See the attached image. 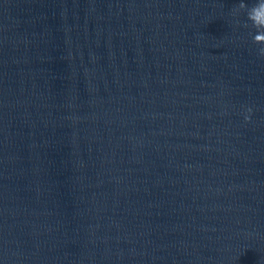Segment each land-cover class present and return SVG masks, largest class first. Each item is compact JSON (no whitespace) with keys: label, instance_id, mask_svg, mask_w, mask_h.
Returning <instances> with one entry per match:
<instances>
[{"label":"water","instance_id":"95a60500","mask_svg":"<svg viewBox=\"0 0 264 264\" xmlns=\"http://www.w3.org/2000/svg\"><path fill=\"white\" fill-rule=\"evenodd\" d=\"M256 3L0 0V264H264Z\"/></svg>","mask_w":264,"mask_h":264},{"label":"clouds","instance_id":"9594fccd","mask_svg":"<svg viewBox=\"0 0 264 264\" xmlns=\"http://www.w3.org/2000/svg\"><path fill=\"white\" fill-rule=\"evenodd\" d=\"M241 9H245L247 6L244 3L239 5ZM248 20L252 22V27L256 29V34L253 37V42L257 45H264V0H257L251 8L247 9ZM259 53L264 55V47L259 49ZM251 112V109H248ZM250 117L245 116V120Z\"/></svg>","mask_w":264,"mask_h":264}]
</instances>
